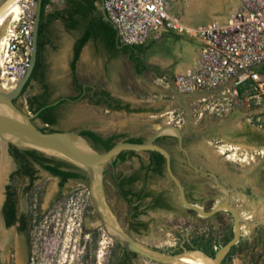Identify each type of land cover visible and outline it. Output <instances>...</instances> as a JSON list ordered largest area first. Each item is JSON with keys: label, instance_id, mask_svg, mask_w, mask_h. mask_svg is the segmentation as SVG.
Segmentation results:
<instances>
[{"label": "rangeland", "instance_id": "374dc122", "mask_svg": "<svg viewBox=\"0 0 264 264\" xmlns=\"http://www.w3.org/2000/svg\"><path fill=\"white\" fill-rule=\"evenodd\" d=\"M67 1L52 0L48 9L63 7ZM201 1L172 0V4L177 10L176 14L185 19L189 8ZM55 31L58 34L56 46L50 48L48 54V79L57 86L52 94L53 99L74 92L69 63L73 44L79 36V32L68 31L59 22L55 24ZM152 38L147 42L150 48L142 55L148 65H151L149 63L155 49ZM88 44L91 47L90 55L96 59L97 76L106 77V70H109L110 77V69L114 65L115 79L110 92L126 97L132 107L140 110L125 115L98 109L96 112L99 116L94 118L92 110L84 102H68L63 104L57 126L65 131L90 128L105 135H126L118 141L133 136H142L147 140L155 131V124L161 122L165 126L176 125L185 130L183 146L189 152L191 163L204 170L205 176L187 164L185 153L176 140L168 138L166 144L175 155L174 172L184 184L188 200L209 211L227 199L226 188L230 192V203L240 211L243 208L246 211L240 241L226 253L222 264H264V104L243 103L228 115L198 110L193 103L194 97L175 89L176 73L166 75L160 68L159 71L147 70L139 74L128 55L120 53L109 58L96 48L93 41ZM37 91V83L31 81L20 100ZM236 145L243 149L237 152L234 148ZM220 146L224 150L222 153ZM148 160L147 151L139 152L137 156L119 162L115 170L132 173L141 167L142 161ZM110 169L111 162L99 169L104 206L112 214L121 233L128 234L152 255L177 254L185 250L216 254L233 238L232 213L228 209H221L212 216H204L188 208L182 203L179 187L167 171L163 177L150 179L147 185L151 189L165 191L170 198L171 208L152 209L148 208L149 205H143L145 213L141 214L140 219L147 222L148 227L140 233L132 231L131 206L122 197L111 175L105 173ZM81 171L88 175L87 170ZM211 173L217 176L218 183ZM56 190L57 181L51 179L46 201ZM63 190L60 227L65 231L62 242L65 245V264H69L72 256L75 260L82 256L85 243L90 249L92 238L97 239L98 264H118L124 247L102 225L96 208L99 204L92 197L89 182L68 181ZM134 262L180 264L157 261L142 254H138Z\"/></svg>", "mask_w": 264, "mask_h": 264}, {"label": "built area", "instance_id": "2783aa9c", "mask_svg": "<svg viewBox=\"0 0 264 264\" xmlns=\"http://www.w3.org/2000/svg\"><path fill=\"white\" fill-rule=\"evenodd\" d=\"M124 44L144 45L172 30L200 42L197 57L178 73L175 89L193 98L196 109L230 114L243 103L264 104V0H243L223 21L186 26L172 0H102ZM21 13L5 32L0 81H19L31 60L37 0H20Z\"/></svg>", "mask_w": 264, "mask_h": 264}, {"label": "trees", "instance_id": "16d2710c", "mask_svg": "<svg viewBox=\"0 0 264 264\" xmlns=\"http://www.w3.org/2000/svg\"><path fill=\"white\" fill-rule=\"evenodd\" d=\"M102 0H68L64 8H54L50 11L48 8L52 5V0L42 1L41 20L39 27L38 37V52L37 62L33 70L32 76L22 94L27 90L32 80H41L42 70L44 69V63L41 59V51L45 39L44 31L46 27L45 20L50 18L60 19L63 21L68 31L79 32V36L74 42V55L71 61V71L73 78V86L79 91L78 95H69L57 100H51L48 94L41 96H31L29 98V110L33 113L38 112V118L42 121L43 126L40 127L43 131H55L53 127L59 122L61 117V107L67 102H77L81 99H87L90 104L102 105L106 104L108 108L113 111L125 110L129 113L139 111L140 109H131V104L122 98L114 96L110 91L106 89L95 88L94 85H83L80 83L77 74L76 66L80 59L83 47L90 41H93L97 48L105 52L109 58H114L120 53L128 55L131 61L134 63V67L137 73H143L147 70H159L158 66L148 65L143 59V53L149 48L148 44L144 45H128L124 44L118 36V31L114 24L108 21L102 10L99 7V3ZM43 83V82H42ZM55 104H52L56 102ZM80 134L87 137L96 149L109 150L112 148L120 138L126 137L123 133H113L110 136L104 137L102 134L90 130L83 129ZM173 138L178 143L177 136L162 135L156 139V143L164 145L172 155V167L175 171L176 159L173 156L172 150L167 146L166 140ZM125 140L130 142H144L146 141L142 136L127 137ZM28 155L32 156L44 167L56 176H60L63 182H66L70 178L81 177V174L74 171L63 169V167L78 168L73 163L59 159L56 157L48 156L45 153L36 149H26L24 151ZM149 153V160L147 162L142 161L141 167L135 170L129 175H124L122 172L114 176L119 188L121 189V195L131 206V222L130 229L136 233H140L142 229L148 227V223L141 220V214L145 213V209H142L144 200L150 194L141 191L135 192L133 185L138 184L140 181H144L146 184L150 179L155 177H163L167 171L165 156L155 150L147 151ZM138 152L132 150L121 151L114 159V167H117L119 162H124L133 156H137ZM148 208L152 209H170L171 205H159L155 203L149 205ZM147 208V209H148ZM138 252L133 250L123 249L122 255L118 264H135L134 260L138 257ZM208 255L215 257L212 252H207Z\"/></svg>", "mask_w": 264, "mask_h": 264}, {"label": "flooded vegetation", "instance_id": "af4514ba", "mask_svg": "<svg viewBox=\"0 0 264 264\" xmlns=\"http://www.w3.org/2000/svg\"><path fill=\"white\" fill-rule=\"evenodd\" d=\"M65 6L66 5L60 8H64ZM49 10L52 11L53 8ZM45 22L46 27L44 35L47 41L44 43L41 51V59L44 63V69L40 76L43 83L40 80H32L37 83L38 91L26 96L22 100H20L21 96L14 100L18 107H26L30 112L32 111L29 110L28 105L31 96L48 94L51 100H57L69 96L66 95L53 99L52 94L57 86L48 79V54L50 48L56 46L55 40L58 38V34L55 31V24L56 22H59L65 29L66 27L60 19L52 20L50 17L46 19ZM73 55L74 44L69 63L71 84L74 89V94L70 95H78L79 91L73 86L71 71ZM100 106L108 107L106 104ZM130 108L137 109L132 107V104ZM62 109L63 105L61 107V114L63 113ZM125 112L129 114V112ZM34 121L38 126H43L42 121L38 117L34 119ZM58 123L53 129L63 130L57 126ZM83 129L90 128H81L78 130L81 131ZM185 140L186 138L183 139V141ZM26 149L27 148L19 147L13 143L8 144L6 148H4L3 145L0 146V155H5L8 160V164L2 166V169H0L2 170L0 171V264H65L67 261L65 258L66 254L64 253L65 245L62 244V242H64L63 237L65 231L63 232L60 227V210L62 209L61 204H63L60 199L64 196L63 187L68 181H74L77 183L89 182L90 185L89 175L81 171L78 166V168L63 167L65 170L81 174V177L70 178L66 182H63L60 176L52 174L41 162L25 153L24 151ZM173 156L175 158L174 154ZM187 164L189 165L188 159ZM111 166L112 169L106 170L105 173L110 174L118 186L114 176L120 172L115 170L116 167H114V160L111 162ZM192 167L195 166L193 165ZM198 170L203 176H205L204 170L200 168H198ZM122 174L124 176L131 173ZM51 179L57 181V190L52 197L46 201L48 186ZM133 188L135 192L143 189L144 193L148 192L150 194L145 198L144 204L142 205H153L157 202L159 205H172L170 198L165 191L151 189L144 181H140L138 184L133 185ZM91 242L90 249L88 244L85 243V250L83 251L82 256L78 258V260H75L72 256L69 264H98L97 239L92 238Z\"/></svg>", "mask_w": 264, "mask_h": 264}, {"label": "water", "instance_id": "95a60500", "mask_svg": "<svg viewBox=\"0 0 264 264\" xmlns=\"http://www.w3.org/2000/svg\"><path fill=\"white\" fill-rule=\"evenodd\" d=\"M8 1L9 0H0V9ZM42 1L43 0H37V4H36L35 26H34V31H33V43H32L30 65L26 73L24 74V76L18 81V84L15 89L8 91V90H5L0 85V141H2L3 147L6 148L8 144L13 143L22 148L36 149L38 151L45 153L46 155L67 160L69 162H72L79 168L87 170L89 178H90V190H91L93 199L95 197H94L92 185H93V182L96 176V169L103 167L108 162H112L115 159V157L118 155V153H120L121 151H126V150H132L138 153L144 152V151H150V150L161 152L166 158V169H167L169 176L172 178L175 184L179 187L180 199L182 203L188 208L195 210L204 216H212L221 209H228L234 217L235 234L233 238L230 241H228L225 245H223L216 252L215 257H211L200 251H191V250H185L177 254L176 253L170 254V255L162 254L160 256H155L145 251L143 248L139 247L138 244L128 236V234L123 232V234L121 235H117V234L114 235L110 233L109 231L107 230L106 231L111 235L112 238L121 242L124 249L136 251L139 254H142L151 259H155L157 261L172 263L173 260L177 258H181L185 254H188L191 252H197V253H200L202 255L212 258L214 260V264H222V261L226 253L240 241V238L242 235V220L243 219L241 217L240 210L236 206L230 203V192L226 188L225 190L228 195L227 199L220 203H217L209 211H204L198 204L189 201L188 198L186 197L185 186L180 180V178L176 175L172 167L171 152L163 145L156 143V139L158 137L168 134L165 132L167 128L175 129L176 130L175 135L178 137L179 148L183 150L184 153L186 154L189 165L193 166V164L190 161L189 152L183 146L185 130L179 128L176 125H167V126L162 127L161 129L155 130L152 133V135L144 142H141V143L130 142V141L123 139V140L117 141V143L109 150L99 151L93 146L92 142L88 138L80 134L79 130L77 131H65V130L43 131L41 130L40 126H38L36 122L34 121V119L38 117L39 111L35 113H31L30 111L26 109V107L20 108L16 105L14 100L17 97L22 95L24 87L30 80L33 70L35 68L36 62H37L38 37H39V27H40V20H41ZM242 1L243 0H239L236 3L235 10L239 8ZM98 5L100 9L102 10L105 18L111 22L110 17L104 7L103 1H101ZM220 7L224 9V13L226 14V16L229 15L231 12H233L232 11L233 7L227 5L225 0H220ZM199 8H201L199 10L200 11L199 16H194V20L197 26H201L211 21H214L210 19L212 15L215 14V11L212 6L208 7V5H205ZM196 57L192 60V63L190 64V66H192ZM82 100H87V99H81L79 101H82ZM55 103H57V101L52 104H55ZM102 107H105L109 111H113L106 106H102ZM114 112H125V111H114ZM102 135L104 137H107V136H110L111 134H107V135L102 134ZM80 144H85L88 149L84 150L80 148L79 147ZM53 152H59V153H62L63 155H57ZM194 168L198 169L197 167H194ZM211 174L215 177V180L218 183L217 176L213 173ZM96 208L102 219L101 223L106 229L105 222L107 220V217L102 213L99 205H96Z\"/></svg>", "mask_w": 264, "mask_h": 264}, {"label": "crops", "instance_id": "0c3cea01", "mask_svg": "<svg viewBox=\"0 0 264 264\" xmlns=\"http://www.w3.org/2000/svg\"><path fill=\"white\" fill-rule=\"evenodd\" d=\"M152 39V43L155 45V49L149 64L158 66L159 69L162 68V71L166 75H168L169 73H176L177 75L178 73L189 67L192 63V60L197 56L200 47V42L196 38L188 34H180L172 30L162 31L155 35V37H153ZM148 45L150 48L151 45ZM90 48L91 47L87 43L83 47L80 59L77 62L76 74L80 83L83 85L91 84L98 89H106L108 91H112L111 89L115 79L114 65L111 66L110 77L109 70H106V77L97 76L95 71L96 59L92 55H90ZM111 93L116 97L127 100V98L124 96H121L119 94L117 95L114 92ZM78 102H84V104H86L92 110V116L94 118H97L99 116V113L96 112L98 109H103L109 113L127 115V113L125 112L109 111L105 107L90 104L88 100H82Z\"/></svg>", "mask_w": 264, "mask_h": 264}, {"label": "bare ground", "instance_id": "6f19581e", "mask_svg": "<svg viewBox=\"0 0 264 264\" xmlns=\"http://www.w3.org/2000/svg\"><path fill=\"white\" fill-rule=\"evenodd\" d=\"M199 1H201V0H199ZM202 1H201L202 4L200 2V3H197L196 5H193L189 8L188 15H187V17H185V19L181 18L183 23L186 26H188L189 28H192V29L199 27L196 25V22L194 20V16H199V13H200L199 7H203L205 5H208V7L212 6L214 11H215V14L212 15V17L210 19H212L214 21H223L226 19V14L224 13V9H222V7H220V0H202ZM238 1L239 0H236V1L235 0H225L227 5L233 7L232 11H235L236 3ZM171 10L173 13H177V10L172 3H171ZM20 13H21L20 0H9L0 9V50H1V46H2V42L4 39L5 32L7 31L8 27L10 25H12V23L18 19ZM17 84H18L17 79H13V78H8V79H4L3 81H0V85L5 90H8V91L15 89ZM164 126H165V124L162 122L157 123V124H155L154 129L158 130ZM165 132L168 134H176V130L173 128H167L165 130ZM2 145H3L2 141H0V146H2ZM79 147L84 149V150L88 149L85 144H80ZM221 147L222 146H220V148ZM234 148L236 149L237 152H240L243 149V147L240 145H236V146H234ZM220 151L222 153L224 151L223 148H221ZM53 153H55L57 155H63L62 153H59V152H53ZM250 157H252V156H250ZM6 164H8V160L6 159L5 155L1 154L0 155V169H2V166L6 165ZM99 169L100 168L96 169V176H95V179H94V182L92 185L93 193H94V197H95L94 199H95V202L99 204L102 213L107 217V220L105 222L106 223V230L109 231L110 233L114 234V235L115 234L121 235V234H123V232L121 233V229L116 224L114 218L112 217V214L104 206V201H103L104 199L102 197L101 188H100V177H101L100 171L101 170H99ZM0 171H2V170H0ZM240 212H241V217L243 219L245 217V214H246L245 208H243V210H241ZM138 246L145 250V248L143 246H141L139 244H138ZM173 262L180 263V264H214V260L212 258L205 256V255H202V254L197 253V252H191V253L185 254L181 258H177V259L173 260L172 263Z\"/></svg>", "mask_w": 264, "mask_h": 264}]
</instances>
